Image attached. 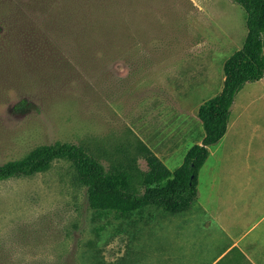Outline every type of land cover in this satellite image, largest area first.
<instances>
[{
  "label": "rangeland",
  "instance_id": "374dc122",
  "mask_svg": "<svg viewBox=\"0 0 264 264\" xmlns=\"http://www.w3.org/2000/svg\"><path fill=\"white\" fill-rule=\"evenodd\" d=\"M245 22L231 0H0V166L68 143L105 170L132 157L146 172L140 142L174 171L201 142L197 110L219 94ZM235 101L186 215L147 208L127 221L98 219L64 161L0 182V264H198L219 218L240 234L243 196L264 192L254 180L264 176V80ZM133 187L143 192L138 179ZM192 225L191 242L183 231Z\"/></svg>",
  "mask_w": 264,
  "mask_h": 264
},
{
  "label": "trees",
  "instance_id": "16d2710c",
  "mask_svg": "<svg viewBox=\"0 0 264 264\" xmlns=\"http://www.w3.org/2000/svg\"><path fill=\"white\" fill-rule=\"evenodd\" d=\"M231 1L246 14V38L241 49L223 65L219 94L199 106L197 118L203 137L200 144L189 148L177 169L170 171L140 142L135 154L144 160L146 172L137 169V160L132 157L105 170L83 146L55 143L0 166V182L33 177L47 172L54 162L64 161L70 165L73 183L85 189L88 206L98 219L112 215L116 220L127 221L147 208L172 216L187 212L196 200L197 176L209 156L208 148L227 132L236 95L246 84L264 77V0ZM136 179L143 192L133 187Z\"/></svg>",
  "mask_w": 264,
  "mask_h": 264
},
{
  "label": "crops",
  "instance_id": "0c3cea01",
  "mask_svg": "<svg viewBox=\"0 0 264 264\" xmlns=\"http://www.w3.org/2000/svg\"><path fill=\"white\" fill-rule=\"evenodd\" d=\"M263 80L264 77L258 82L261 83L263 82ZM235 103L236 101L234 100V103L230 110V117ZM239 113L242 114V111L239 110ZM236 114L238 113H235L233 125L234 122L237 121ZM230 117L225 136L228 134L230 128ZM240 118L241 117L238 116V119ZM225 136L222 139H224ZM259 159H262V156ZM257 166L258 168L263 167L261 160L259 162L257 161ZM254 180L262 181L264 180V176L257 175ZM243 197L246 200L241 201V204L238 208L239 216L238 218H236L238 222L236 226L241 225L243 227L242 232L240 234L231 233V224L230 226L227 224L223 225L222 219L219 218L221 220V222H219L221 225V232L219 233L220 237L215 236L213 239H209V237L207 241L202 242L201 246L199 247L196 253L198 258V264H264V229L261 232L256 233L259 228L264 226V206H262L264 205V192H247ZM191 207L187 212L182 214H188L191 210ZM167 215L172 216L169 214ZM249 215L252 216L250 217V220H248ZM209 218L212 219V221L214 219L211 216ZM200 226L201 232H209L213 224H211L208 219L201 223ZM195 229L196 227L192 225L191 227L184 228V231L183 229H179V231H183L184 234L187 231H190L191 234H189V236H186L185 234V239L187 240L188 238H190L192 242V240L194 239V234H192V231H195ZM225 239L227 241H224ZM177 244L179 246V241H177Z\"/></svg>",
  "mask_w": 264,
  "mask_h": 264
}]
</instances>
